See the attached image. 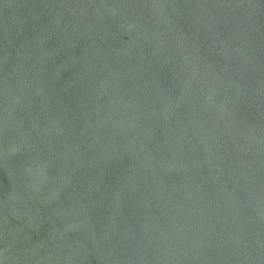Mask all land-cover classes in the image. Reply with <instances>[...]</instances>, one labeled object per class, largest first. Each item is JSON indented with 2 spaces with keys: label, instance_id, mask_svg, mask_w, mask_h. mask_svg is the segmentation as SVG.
<instances>
[{
  "label": "water",
  "instance_id": "water-1",
  "mask_svg": "<svg viewBox=\"0 0 264 264\" xmlns=\"http://www.w3.org/2000/svg\"><path fill=\"white\" fill-rule=\"evenodd\" d=\"M0 264H264V0H0Z\"/></svg>",
  "mask_w": 264,
  "mask_h": 264
}]
</instances>
